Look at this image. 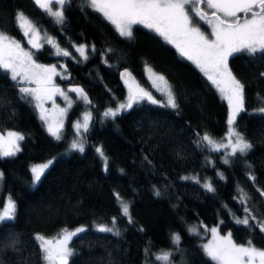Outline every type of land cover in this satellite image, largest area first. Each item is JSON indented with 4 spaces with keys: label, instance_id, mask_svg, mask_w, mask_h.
<instances>
[{
    "label": "trees",
    "instance_id": "obj_1",
    "mask_svg": "<svg viewBox=\"0 0 264 264\" xmlns=\"http://www.w3.org/2000/svg\"><path fill=\"white\" fill-rule=\"evenodd\" d=\"M17 12L71 53L56 56L47 43L38 52L31 49L36 62L62 69L65 77H55L62 89H84L92 119L84 151H68L81 105L70 111L63 136L56 140L31 102L21 99L19 85L0 69V132L17 131L25 137L16 155L0 157V208L6 196L16 204L15 218L0 223V264H43L36 236L53 237L78 227L85 231L70 242L74 254L69 264H215L204 254L202 243L207 229L217 225L221 234L231 233L236 244L251 240L264 250L259 228L235 222L247 215L241 190L253 214L264 220V197L257 191L264 190V114L256 111L261 107L258 97H264V54L236 53L228 60L230 71L244 85L245 110L237 115L235 127L252 148L225 164L222 153L212 151L201 137L225 136L227 103L175 47L140 25H133L131 38L120 36L100 13L87 7L86 0H71L64 7L62 24L33 0H0V31L28 49ZM82 44L95 49L85 62L73 49ZM146 64L171 85L178 107L145 99L116 117L103 118L104 110L125 99L122 71H130L140 85L150 88ZM97 148L107 158V169ZM51 158V166L33 184L30 166ZM190 176H197L199 183L183 179ZM205 181L215 191L208 192ZM115 193L129 204L132 223L121 214ZM113 218L119 236L97 231L100 225L113 227ZM193 226L198 234L189 231ZM174 233L180 236L179 244L172 242ZM163 251L169 253L167 263L156 260Z\"/></svg>",
    "mask_w": 264,
    "mask_h": 264
},
{
    "label": "snow or ice",
    "instance_id": "obj_2",
    "mask_svg": "<svg viewBox=\"0 0 264 264\" xmlns=\"http://www.w3.org/2000/svg\"><path fill=\"white\" fill-rule=\"evenodd\" d=\"M33 2L53 17L56 23L62 24L65 18L64 7L71 0H33ZM86 4L112 24L122 37H132L133 25H142L154 32L166 43L175 47L181 57L194 63L207 80L218 89L221 96L227 100L230 109L227 119L228 131L225 137L228 143H217L207 134H204L201 140L215 152H219L222 148L230 149L225 153V164L229 163L227 157L237 154L245 155L252 148V144L235 127L237 115L245 110L244 85L228 68V58L234 53H247L250 56L257 53L264 54V0H86ZM201 5H206V8L211 11H206ZM54 6L59 7L54 10ZM190 13H194V16ZM196 18L208 25L211 29V38L201 29ZM15 19L31 48L26 49L20 41L0 31V69L11 73V79L17 84L35 85V87H19L21 99L31 97L36 102L35 107L40 110V119L46 125L47 132L56 140H60L64 127L63 117L67 109L59 108L54 97L57 95L63 97L68 107H71L73 101L53 81V77L58 75L56 65L38 64L34 59L35 53L31 49L38 52L43 47L40 42V33L35 25L23 12H17ZM46 43L56 49L57 56L71 55L69 51L61 49L51 37L47 38ZM86 47V45L75 46L84 60L88 59ZM145 71L153 87L166 97V102L157 100L150 92L141 88L131 73L124 70L120 75L128 88L127 102L120 103L115 109H106L103 113L104 117H116L121 111H127L134 104L145 99L151 104H159L162 107L172 109L178 107L172 87L165 77L154 73L147 64ZM260 75L264 76V73ZM69 91L75 92L77 98L82 99L85 104H91L84 89L73 87ZM46 100L52 101L54 116L43 107ZM258 101L261 102V107L256 111L264 114V97H258ZM91 119V112L86 111L82 116L83 122L77 121L73 124L77 135L80 134V129L87 132ZM24 139V135L17 131L9 130L6 134L0 133V157L16 155L21 150L19 142ZM197 143L199 144L200 141ZM70 148L84 151L83 144L77 140H73ZM96 151L104 157L100 148ZM104 159L105 169H107V158L104 157ZM52 163L53 161L49 160L47 163L37 164L31 168L33 184L41 179ZM218 175L223 179L222 174L218 173ZM249 179L255 181L256 178L250 174ZM203 187L208 192L215 191L211 182L205 181ZM257 191L264 197V190L257 188ZM241 193L240 200L245 204L243 210L247 215L243 219L237 218L235 222L249 228H259L260 232L264 233V220L257 219L247 206V194L243 193V190ZM156 194L159 195V192ZM115 196L120 203L121 214L129 217V223H132L129 204L119 193H115ZM15 214L16 204L9 197L0 210V222L14 219ZM112 223L113 227L100 225L97 231L119 236V229L115 227L116 218H113ZM84 231L82 227L75 231L62 230V233L53 239L37 235L36 239L43 252L45 264H69V259L74 254L70 242L73 237ZM189 231L197 233L196 228H191ZM211 233L212 240L204 244L203 249L215 264H264V250L253 246L251 240L248 241L247 246L237 245L232 240L231 233L220 236L217 228H212ZM179 241V234L174 233L172 242L179 244ZM156 260L168 262L169 253L162 252L156 255Z\"/></svg>",
    "mask_w": 264,
    "mask_h": 264
},
{
    "label": "rangeland",
    "instance_id": "obj_3",
    "mask_svg": "<svg viewBox=\"0 0 264 264\" xmlns=\"http://www.w3.org/2000/svg\"><path fill=\"white\" fill-rule=\"evenodd\" d=\"M59 6H57L56 8H58ZM201 7H204L205 8V10L206 11H211V10H209V9H207L206 8V5H201ZM56 8H54V10H56ZM190 14H192L193 16H194V13H190ZM242 15V14H241ZM197 19V21H198V18H196ZM198 24H199V26L201 27V29L203 30V31H205V33L207 34V35H209L210 36V33H211V29L208 27V25L207 24H205L203 21H198ZM18 25V24H17ZM140 26H142V25H140ZM36 27V26H35ZM143 27V26H142ZM37 28V27H36ZM147 29V28H146ZM21 30V29H20ZM37 30L39 31V33H40V37H41V40H40V42H41V44H43V43H46V40H47V36L46 35H44V34H42L41 33V31L37 28ZM148 30V29H147ZM22 31V30H21ZM150 31V30H149ZM23 33V32H22ZM154 33V32H153ZM210 38H211V36H210ZM22 45V44H21ZM82 45H86V44H82ZM23 46V45H22ZM75 46H79V45H75ZM75 46L73 47V49H74V52H75V54L78 56V58L80 59V61H82V62H85L86 60H84L83 58H81L80 57V55H79V53L76 51V48H75ZM87 47H86V53H87V55H88V57H89V51L91 50H93V47L92 46H89V45H86ZM23 47H25V46H23ZM26 48V47H25ZM26 49H28V48H26ZM176 49V48H175ZM53 51H54V54H55V51H56V49L55 48H53ZM234 54H236V53H234ZM233 54V55H234ZM57 56V55H56ZM232 56V55H231ZM230 56V57H231ZM229 57V58H230ZM229 58H228V60H229ZM186 59V58H185ZM189 61V60H188ZM191 62V61H190ZM38 63V62H37ZM192 63V62H191ZM38 64H41V63H38ZM192 64H194V63H192ZM42 65H46V64H42ZM52 65H54V64H52ZM195 65V64H194ZM47 66V65H46ZM196 66V65H195ZM197 67V66H196ZM198 68V67H197ZM229 68V67H228ZM199 69V68H198ZM200 70V69H199ZM56 71H57V73H58V75H55L54 77H53V81H54V83L56 84V86H58L59 88H61L56 82H55V77H62V78H64L65 76H64V74L62 73V69L59 67V66H57L56 65ZM128 71V70H127ZM153 71V70H152ZM123 72V71H122ZM128 72H130V71H128ZM154 72V71H153ZM201 72V71H200ZM154 73H156V72H154ZM202 73V72H201ZM9 75H10V77H11V73H8ZM156 74H158V73H156ZM203 74V73H202ZM132 75V74H131ZM144 75H145V78H146V80H147V82L149 83V85H150V88H145L144 86H142V85H140L137 81V83L139 84V86L141 87V88H143V89H145L146 91H148V92H150L157 100H159V101H162V102H166V97H164L160 92H158L154 87H153V85H152V82H151V80L148 78V74L146 73V71H145V68H144ZM160 75V74H159ZM204 75V74H203ZM132 77H134L133 75H132ZM206 77V76H205ZM136 80V79H135ZM122 81H123V84H124V86H125V88H126V96H125V99H124V101L123 102H121V103H126L127 102V97H128V95H129V93H128V88H127V86L125 85V83H124V80L122 79ZM19 85V87H21V86H30V87H35V85H26V84H18ZM214 86V85H213ZM214 88L217 90V92L219 93V95H220V97L222 98V99H224L222 96H221V94H220V92L218 91V89L214 86ZM62 89V88H61ZM67 95H68V97L73 101V103H72V105H71V107H68V105H67V102L64 100V98L63 97H61V96H59V95H57V96H55L54 97V100H55V103H56V105L59 107V108H66L67 109V111H66V113H65V115H64V117H63V124H64V126H65V123H66V120H67V117H68V115H69V113H70V111L76 106V105H81V111H80V113H79V115H78V117L76 118V120L74 121V123H76L77 121H79V122H83L82 121V116H83V113H85L86 111L87 112H91V106H90V104H85L84 102H83V100L82 99H78L77 98V94L75 93V92H70L68 89H62ZM29 102H31V104H32V106L34 107V109H35V111H36V114H37V116H38V118L40 119V110L39 109H37L36 107H35V101H33L32 100V98L31 97H27L26 98ZM225 100V102L227 103V106H228V102H227V100L226 99H224ZM119 105V104H118ZM117 105V106H118ZM116 106V107H117ZM43 107L45 108V109H47L48 110V113L49 114H52L53 116L55 115V113H53V103H52V101L51 100H46L45 102H44V105H43ZM116 107H113V109H115ZM229 111H230V109H229V106H228V115H229ZM104 112H105V110H104ZM121 112H123V111H121ZM120 112V113H121ZM119 113V114H120ZM91 114H92V112H91ZM118 114V115H119ZM103 118H113V117H103ZM227 119H228V117H227ZM41 120V119H40ZM91 121V120H90ZM41 122L43 123V125H44V127H45V129H46V125L44 124V122L41 120ZM73 123V124H74ZM89 125H90V122H89ZM72 130H73V136L70 138V141H69V143H68V151H78V150H72L71 148H70V145H71V143L73 142V140H77V141H79L80 143H82L83 144V146H84V143H85V131L83 130V129H80V134L79 135H77V131L73 128V125H72ZM228 131V130H227ZM1 133V132H0ZM4 134H6V132H3ZM63 133H64V127H63V129H62V133H61V138H62V136H63ZM227 133V132H226ZM225 137H226V134H225V136L222 138V139H220V140H214V141H216L217 143H225V144H227L228 143V141H227V139H225ZM228 151H230V149H221L219 152H221L222 153V161L224 162V158H225V153L226 152H228ZM232 156H230V157H227L228 159H230ZM49 160H51V161H54V158H51V159H48V160H46L45 162H42V163H37V164H43V163H47ZM37 164H32L31 166H30V170H31V168L34 166V165H37ZM51 166V165H50ZM49 166V167H50ZM48 167V168H49ZM47 168V169H48ZM46 169V170H47ZM45 170V171H46ZM32 173V172H31ZM0 174H1V172H0ZM33 178V177H32ZM188 179H191V180H193L194 182H197V181H199V178L197 177V176H190V177H188ZM0 182H1V175H0ZM209 182V181H208ZM37 183V182H36ZM35 183V184H36ZM9 198V196H6V198H5V200H4V203L6 202V200ZM4 203H3V205H4ZM3 205H2V207L0 208V210H2V208H3ZM0 223H2V222H0ZM99 226H97L96 227V229L98 228ZM78 228H81V227H78ZM78 228H74V229H63V230H68V231H75L76 229H78ZM83 228V227H82ZM192 228H196L197 229V231H198V227L196 226H193ZM212 228H217L218 229V232H219V235L220 236H227L228 234H221L220 233V231H219V226L217 225V226H211V227H209L208 229H207V231H208V238H207V240L205 241V242H203L202 243V249H203V245L204 244H207L209 241H211L212 240V233H211V229ZM62 233V230L60 231V232H58L55 236H53V237H45V238H48V239H53V238H57L58 237V235L59 234H61ZM232 238V237H231ZM233 240V239H232ZM38 243H39V241H38ZM238 245V244H237ZM244 246H247V245H244ZM163 252H166V251H163ZM203 252H204V249H203ZM160 253H162V252H160ZM159 253V254H160ZM204 254L206 255V253L204 252ZM206 257L208 258V259H210L207 255H206ZM42 258H43V252H42ZM211 260V259H210ZM212 261V260H211ZM212 262H214V261H212ZM164 263H167V262H164ZM215 263V262H214ZM43 264H45V261L43 260Z\"/></svg>",
    "mask_w": 264,
    "mask_h": 264
}]
</instances>
